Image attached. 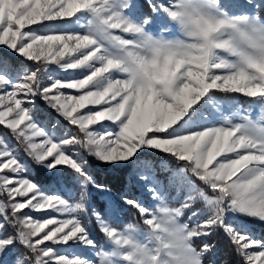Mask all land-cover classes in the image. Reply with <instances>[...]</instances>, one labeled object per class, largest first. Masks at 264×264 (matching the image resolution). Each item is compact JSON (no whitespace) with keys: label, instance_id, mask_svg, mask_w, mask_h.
<instances>
[{"label":"snow or ice","instance_id":"6c2138e0","mask_svg":"<svg viewBox=\"0 0 264 264\" xmlns=\"http://www.w3.org/2000/svg\"><path fill=\"white\" fill-rule=\"evenodd\" d=\"M0 47L34 65L0 56V126L16 141L0 134V264H114L129 243L109 222L121 205L153 231L157 211L177 217L190 264H216L215 242L196 241L218 230L243 264H264V237L244 222L264 224V0H0ZM89 158L131 166L119 193ZM93 189L109 193L102 207Z\"/></svg>","mask_w":264,"mask_h":264},{"label":"clouds","instance_id":"9594fccd","mask_svg":"<svg viewBox=\"0 0 264 264\" xmlns=\"http://www.w3.org/2000/svg\"><path fill=\"white\" fill-rule=\"evenodd\" d=\"M162 207L165 205H158V209ZM155 222L160 225L159 231H153L152 226L142 220L130 222L135 226L134 231H126L128 225L118 229L121 240L129 241L117 250L119 257H130L127 264H190L191 254L186 250L188 241L183 239L187 237V232L182 222L177 217L169 220L160 211H157ZM141 233H150L153 239L149 241ZM119 257L114 258V264H123Z\"/></svg>","mask_w":264,"mask_h":264},{"label":"trees","instance_id":"16d2710c","mask_svg":"<svg viewBox=\"0 0 264 264\" xmlns=\"http://www.w3.org/2000/svg\"><path fill=\"white\" fill-rule=\"evenodd\" d=\"M0 56L10 59L15 64H22V65H29V66L33 65V62L27 61L24 58L19 57V56L8 54L4 50H0ZM41 108H42V113H43V110L45 109L47 110V111L45 110L43 114L49 117L55 116L56 114L55 111H53L52 109H49V107L46 105H43ZM0 131L11 136L10 131L4 128L3 126H0ZM148 155H151V153H148ZM155 155L157 158H160L163 156V154L161 153H156ZM89 159L91 163V170L96 176V179L99 182L106 184L111 189L112 195L119 193L120 190L126 185V182L129 177V169L131 166L124 164V163L111 165V164H105V163L96 161L94 158H89ZM32 165H34L33 167L34 176H36L39 182H41L42 184H46L49 181V174L45 172L44 169L38 168L35 164H32ZM172 166H177V165L173 163ZM66 178L69 181H71L72 179L71 173H68L66 175ZM107 195H109V193L98 192L93 189L92 190V201L93 203L102 207L103 206L102 198L106 197ZM124 207L125 206L122 205V209ZM92 223L94 225L93 229L96 230V235L100 234L98 232L99 229L96 225V222L93 220ZM204 242H209V243L215 242L216 249H215L214 259L216 260V264H221V261H225V260L228 262V264H243L242 257H240L239 255L235 253L233 244L228 239V237L223 233L222 230H218L211 236H208L204 239L197 240L196 245L199 246L200 244Z\"/></svg>","mask_w":264,"mask_h":264},{"label":"rangeland","instance_id":"374dc122","mask_svg":"<svg viewBox=\"0 0 264 264\" xmlns=\"http://www.w3.org/2000/svg\"><path fill=\"white\" fill-rule=\"evenodd\" d=\"M0 50H4L6 53L8 54H12L14 56H18L17 54H15L13 51L7 49L6 47H0ZM20 57V56H19ZM28 67H32V66H29V65H26ZM50 72H52L53 74L61 77V78H66V77H70V76H74L76 75V73H73V72H62L58 69L57 66L55 65H52L50 66ZM69 91H72V90H69ZM73 94H75L73 92ZM240 101V104L244 107H247L248 104H249V100L248 98H245L243 96H238L237 97ZM36 103L37 105L39 106V108H41L43 105H46L45 102L39 98H37L36 100ZM47 106V105H46ZM50 109V108H49ZM42 110V108H41ZM46 110V109H45ZM45 110H43V113L45 112ZM47 111V110H46ZM49 117V116H48ZM51 119L53 120H58L60 121V123L65 127H69V125L67 124L66 121L63 120L62 117L58 116L57 113L55 114V116H50ZM41 119H43V116L41 117ZM64 123V124H63ZM73 131H75V128L72 129ZM0 134H3L6 136V138L13 144L15 145L16 141L12 138V136H9L8 134H5L4 132H1L0 131ZM23 155V154H22ZM25 159H28L27 157H25ZM29 163L31 164L32 162L29 160ZM118 164H123V163H118ZM34 165H32V169H33ZM173 167H176V166H173ZM45 171V170H44ZM46 172V171H45ZM70 173V172H67V171H64V174H65V177L66 175ZM33 175H34V169H33ZM166 177V173H162L161 174V179H164ZM196 183L201 187V188H204L205 185H203L200 181H196ZM207 191H209V194H211L210 190L206 189ZM102 194V193H101ZM108 196V195H107ZM144 199L147 203L151 204L152 201L151 199L149 198L148 194L145 193L144 194ZM182 199L183 197H181L180 199H177L174 201L175 205L176 206H179V204L182 202ZM196 208H203L204 205L202 202H197V204L195 205ZM121 209H122V205H121ZM27 211V210H25ZM38 215V214H37ZM191 215V213H186L185 214V217L183 218L185 222H189L190 226L193 225L194 221H188L187 220V217ZM135 216V221H139L140 220V217L139 215L136 213L135 209H132L128 206H125L122 211H119L117 213H114L113 214V217L110 218L109 222L113 224V226H116L118 228H123L126 223L128 222H133V217ZM243 218H233L232 219V222L233 223H240L241 220ZM93 220L90 221V224H91V229H92V234L93 236L95 237L96 241H97V246L98 248L99 247H107V242H106V237L103 236V234L98 231L100 234L96 235V230L93 229ZM244 222H246L250 228V230L253 232V234L259 236V237H264V224H261L259 223L258 221H255V220H244ZM102 235V237H101ZM99 236V237H98ZM61 249L63 251H68V249L65 247V246H60ZM79 253H83L85 256H88L90 258H93V259H98L97 257H95L94 253L96 251V249H93L91 248V246H74Z\"/></svg>","mask_w":264,"mask_h":264}]
</instances>
